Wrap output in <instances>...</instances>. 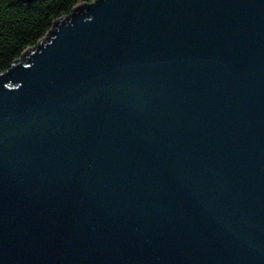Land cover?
Wrapping results in <instances>:
<instances>
[{"label": "water", "instance_id": "water-1", "mask_svg": "<svg viewBox=\"0 0 264 264\" xmlns=\"http://www.w3.org/2000/svg\"><path fill=\"white\" fill-rule=\"evenodd\" d=\"M0 264H264V0L82 2L0 72Z\"/></svg>", "mask_w": 264, "mask_h": 264}, {"label": "trees", "instance_id": "trees-1", "mask_svg": "<svg viewBox=\"0 0 264 264\" xmlns=\"http://www.w3.org/2000/svg\"><path fill=\"white\" fill-rule=\"evenodd\" d=\"M92 0H0V72L46 36L53 23L79 3Z\"/></svg>", "mask_w": 264, "mask_h": 264}]
</instances>
